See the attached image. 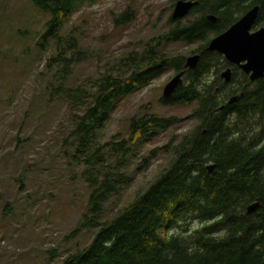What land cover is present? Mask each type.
Listing matches in <instances>:
<instances>
[{
  "label": "trees",
  "instance_id": "1",
  "mask_svg": "<svg viewBox=\"0 0 264 264\" xmlns=\"http://www.w3.org/2000/svg\"><path fill=\"white\" fill-rule=\"evenodd\" d=\"M94 1L32 0L33 7L47 17L41 40L65 45L60 35L65 24L84 3ZM183 1H197L198 5L184 19H169V29L154 46L125 55L117 68L105 70L95 79L89 92L82 91L89 103L73 135L80 147L88 148L123 97L167 71H184V57L167 52L176 44L197 45L200 61L195 71H184L183 84L162 104L192 106L194 129L168 143V167L105 223H100L105 204L129 179L120 168L131 148L178 121L156 115L134 117L128 140H111L101 147L122 159L113 171L102 174L100 182H90L87 214L72 236L85 228L97 232L90 246L68 255L62 264H264V79L251 82L223 56L206 51L213 37L254 7H259L254 29L263 27L264 0ZM209 15L217 21H209ZM126 17L125 12L117 23L128 22ZM77 50H73L76 56ZM227 68L232 70L229 83L220 77ZM64 84L55 92L66 90ZM241 94L237 102L227 105ZM72 97L82 101L78 95ZM96 156L101 158V153H94V161ZM210 165L214 166L211 172L207 170ZM254 202L260 208L248 214L247 208ZM194 222L201 226L190 231ZM172 230L181 233L166 236Z\"/></svg>",
  "mask_w": 264,
  "mask_h": 264
},
{
  "label": "rangeland",
  "instance_id": "2",
  "mask_svg": "<svg viewBox=\"0 0 264 264\" xmlns=\"http://www.w3.org/2000/svg\"><path fill=\"white\" fill-rule=\"evenodd\" d=\"M31 1L0 0V264H62L90 246L96 228L72 233L87 214L90 182H100L122 159L101 147L128 140L132 118L156 115L178 122L131 148L120 168L129 179L105 204L100 223L110 221L158 178L170 162L168 143L195 126L192 106L162 104L164 88L177 75L170 70L123 97L88 148L73 135L89 103L82 91L89 92L95 79L117 68L125 55L154 46L170 27L176 1L84 3L60 33L65 45L41 40L47 17ZM125 12L129 21L117 23ZM197 51V45L167 49L184 59ZM63 82L66 90L55 92ZM98 151L101 158L94 161ZM200 226L194 222L190 231Z\"/></svg>",
  "mask_w": 264,
  "mask_h": 264
},
{
  "label": "water",
  "instance_id": "3",
  "mask_svg": "<svg viewBox=\"0 0 264 264\" xmlns=\"http://www.w3.org/2000/svg\"><path fill=\"white\" fill-rule=\"evenodd\" d=\"M198 5L197 1L179 0L175 3L171 16L172 21L184 19L191 10ZM259 13V7H254L243 15L235 24L222 34L213 37L206 51L215 52L225 58L232 66L237 67L249 77L251 82L264 79V26L253 31ZM208 20L212 23L217 21L216 17L209 15ZM200 61V55H193L185 59L184 71H195ZM184 71L177 74L164 88L163 99L169 100L177 88L183 84ZM220 77L226 83L232 79V70L228 68L221 72ZM242 97H232L227 105H231ZM223 109V107H221ZM214 166H207L211 172ZM260 208L259 202H254L247 208V213H255Z\"/></svg>",
  "mask_w": 264,
  "mask_h": 264
},
{
  "label": "bare ground",
  "instance_id": "4",
  "mask_svg": "<svg viewBox=\"0 0 264 264\" xmlns=\"http://www.w3.org/2000/svg\"><path fill=\"white\" fill-rule=\"evenodd\" d=\"M133 264V263H132Z\"/></svg>",
  "mask_w": 264,
  "mask_h": 264
}]
</instances>
